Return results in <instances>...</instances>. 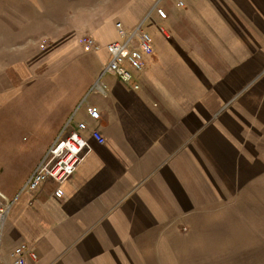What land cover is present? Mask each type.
<instances>
[{
    "label": "crops",
    "instance_id": "0c3cea01",
    "mask_svg": "<svg viewBox=\"0 0 264 264\" xmlns=\"http://www.w3.org/2000/svg\"><path fill=\"white\" fill-rule=\"evenodd\" d=\"M73 1L63 0L66 7L56 8L59 12L54 13L53 21L61 32L75 31L80 36L58 39V46L74 50L58 51L44 68L45 74H23L22 79L40 76L47 79L55 74L98 75H88L82 91L73 94L62 107L40 106V89L34 96L36 102L14 105L6 101L3 108L0 106L4 111L0 125L16 124L25 129L22 134L38 127L42 134L32 139L42 143L36 162L15 179L18 183L0 181V195L13 202L4 224L0 264H13V249L22 243L35 254L25 264H140L147 261L146 256L154 255L157 238H165L164 233L172 231L178 192L189 189L190 137L198 135L199 121L204 122L203 110L197 104L190 110L188 102L170 96L167 78L156 74L155 66L170 55L175 57L174 47L191 44L189 17L197 19L205 9L216 16L212 30L218 34L208 37L212 53L200 49L201 45L195 41L198 50L192 58H202L207 63H234L236 47L246 43L248 37L232 33L235 18L230 17L231 10L227 11L230 16L225 13L226 0L212 2L213 7L207 5V0H182V5L181 0H97L96 5L88 2L79 8L72 6ZM227 1L229 8L236 6L247 14L251 13L248 6H255L254 0ZM263 2H257L256 8L264 7ZM156 6L165 10L166 17L157 13ZM117 20L129 32L139 23L148 32L153 27L161 32L160 36L155 31L150 33L154 52L146 57L145 68L135 72L132 82L104 72L110 58L106 45L119 39ZM161 26L166 31L162 32ZM168 30L176 38L170 40ZM84 33H90L100 48H88L81 41ZM237 40H242V44ZM223 46L228 52L221 57L219 47ZM134 82L139 87L134 88ZM51 83L54 90L50 93H61L60 84ZM209 98L212 107L219 104L218 98H211L210 93ZM92 107L99 110V119L90 115ZM18 112L19 122L13 123ZM79 122L86 123L82 134L91 141L93 149L71 176L62 183L46 177L37 188H25L52 144L61 134L78 129ZM92 127L100 129L105 138L103 143L91 137ZM55 191H60L62 197H57Z\"/></svg>",
    "mask_w": 264,
    "mask_h": 264
},
{
    "label": "rangeland",
    "instance_id": "374dc122",
    "mask_svg": "<svg viewBox=\"0 0 264 264\" xmlns=\"http://www.w3.org/2000/svg\"><path fill=\"white\" fill-rule=\"evenodd\" d=\"M207 1L208 6L218 4ZM88 2L96 5L98 1L74 0L72 6L84 7ZM257 2L263 1L254 0L248 14L236 6L229 8L227 0L223 6L225 13L230 16L227 11L231 10L230 17L235 18L232 33L248 35L246 43L236 47V62L207 63L191 57L198 50L195 41L207 53L213 51L208 37L213 36L216 16L205 9L199 18L189 17L191 44L174 47L175 57L170 55L155 66V73L167 78L170 96L188 102L190 110L197 104L203 110L204 122L199 121L198 135H192L190 129L189 189L178 192V201H174L172 231L157 238L155 254L140 264H264V7L257 9ZM62 4L63 0H0L2 108L6 101L14 105L36 102L38 89L40 106L62 107L82 91L88 75L97 77L55 74L47 79L36 77L37 81L35 77L22 79L23 74H45L44 68L58 51L74 50L58 46L60 38L80 37L75 31L61 32L53 21L54 13L65 6ZM155 30L153 27L149 32ZM155 32L160 36V31ZM171 33L170 40L176 38ZM237 41L242 44V40ZM219 50L221 57L228 52L224 46ZM51 81L60 84L61 93H50L54 90ZM209 93L219 100L215 107L208 103ZM16 114L13 123L19 122L20 112ZM24 131L16 124L0 125V181L18 183L15 179L36 162L42 143L32 139L40 134L39 128L22 134Z\"/></svg>",
    "mask_w": 264,
    "mask_h": 264
},
{
    "label": "built area",
    "instance_id": "2783aa9c",
    "mask_svg": "<svg viewBox=\"0 0 264 264\" xmlns=\"http://www.w3.org/2000/svg\"><path fill=\"white\" fill-rule=\"evenodd\" d=\"M182 3L180 1V4ZM156 11L160 16L166 17L164 9L156 6ZM141 24L129 32L121 21L116 22L115 26L119 39L106 45L110 58L105 65L104 72L112 73L124 82H132L135 72H141L145 68L146 57L153 54L154 45L152 35L144 30ZM160 30L163 32L165 29L160 27ZM81 41L93 50L100 47L91 35L82 37ZM133 87L137 88L139 84L134 82ZM90 115L95 119L100 118V112L96 107L90 108ZM86 128L85 122H79L78 129L61 134L38 164L25 188H37L46 177H52L58 183L67 180L78 164L93 149L91 141L82 134V130ZM90 135L99 143H103L105 140L98 127L90 128ZM55 195L62 197L60 191H55ZM12 203L8 197L0 195V245L4 224ZM12 256L13 264H25L29 257L35 258L33 250L26 243L16 246Z\"/></svg>",
    "mask_w": 264,
    "mask_h": 264
}]
</instances>
